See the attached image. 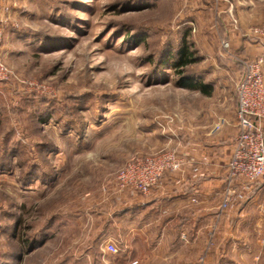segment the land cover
<instances>
[{
  "label": "rangeland",
  "instance_id": "374dc122",
  "mask_svg": "<svg viewBox=\"0 0 264 264\" xmlns=\"http://www.w3.org/2000/svg\"><path fill=\"white\" fill-rule=\"evenodd\" d=\"M0 35V264H119L116 172L214 136L264 77V0H0Z\"/></svg>",
  "mask_w": 264,
  "mask_h": 264
},
{
  "label": "crops",
  "instance_id": "0c3cea01",
  "mask_svg": "<svg viewBox=\"0 0 264 264\" xmlns=\"http://www.w3.org/2000/svg\"><path fill=\"white\" fill-rule=\"evenodd\" d=\"M228 118L214 136L181 146L182 169L166 172L148 194L119 189L116 219L98 231L103 242L120 239L119 264H264V179L221 207L240 131Z\"/></svg>",
  "mask_w": 264,
  "mask_h": 264
},
{
  "label": "built area",
  "instance_id": "2783aa9c",
  "mask_svg": "<svg viewBox=\"0 0 264 264\" xmlns=\"http://www.w3.org/2000/svg\"><path fill=\"white\" fill-rule=\"evenodd\" d=\"M0 35V83L9 78V69L1 53ZM261 60L251 63L237 86V119L240 131L236 136L227 164L228 182L221 207L227 208L232 201L245 198V192L258 180L264 179V77L260 70L252 71ZM225 123L221 119L214 131ZM185 159L176 149L151 154H132L116 172L115 179L120 190L130 189L148 194L166 172L181 170ZM239 181V185L236 182ZM104 249L110 253L119 252L114 241H106ZM132 261L130 264H137Z\"/></svg>",
  "mask_w": 264,
  "mask_h": 264
},
{
  "label": "trees",
  "instance_id": "16d2710c",
  "mask_svg": "<svg viewBox=\"0 0 264 264\" xmlns=\"http://www.w3.org/2000/svg\"><path fill=\"white\" fill-rule=\"evenodd\" d=\"M179 59L173 64L174 68L179 69V72H182L180 68L187 67L194 62H197L198 58L194 56L193 50L190 48L189 43L186 38L183 39L181 47L178 49ZM179 83L183 86H188L194 89L200 90L205 95H211L213 92V87L210 83L202 82L201 80L195 81L192 78H187L185 76L180 78Z\"/></svg>",
  "mask_w": 264,
  "mask_h": 264
}]
</instances>
